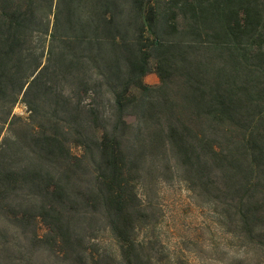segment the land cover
I'll use <instances>...</instances> for the list:
<instances>
[{
    "label": "trees",
    "instance_id": "1",
    "mask_svg": "<svg viewBox=\"0 0 264 264\" xmlns=\"http://www.w3.org/2000/svg\"><path fill=\"white\" fill-rule=\"evenodd\" d=\"M167 173L264 264V0H0V264H156Z\"/></svg>",
    "mask_w": 264,
    "mask_h": 264
},
{
    "label": "rangeland",
    "instance_id": "2",
    "mask_svg": "<svg viewBox=\"0 0 264 264\" xmlns=\"http://www.w3.org/2000/svg\"><path fill=\"white\" fill-rule=\"evenodd\" d=\"M145 82L156 86L160 81L149 73ZM14 113L26 117V106L16 105ZM139 194L147 205L150 224L141 229L139 239L148 244L146 254L156 264H259V258L255 255L252 261L245 244L227 232L221 211L207 199H198L176 173L142 183ZM96 243L100 249L115 247L108 233H101ZM40 257L60 264L54 257Z\"/></svg>",
    "mask_w": 264,
    "mask_h": 264
}]
</instances>
